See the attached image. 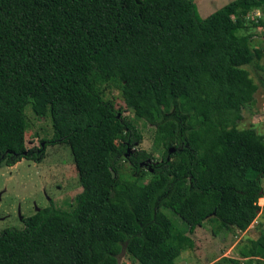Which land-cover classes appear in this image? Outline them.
Instances as JSON below:
<instances>
[{
    "label": "trees",
    "instance_id": "1",
    "mask_svg": "<svg viewBox=\"0 0 264 264\" xmlns=\"http://www.w3.org/2000/svg\"><path fill=\"white\" fill-rule=\"evenodd\" d=\"M262 4L231 0L198 17L190 0H0V165L38 163L47 146L64 144L81 187L68 210L50 201L21 229H1L0 264H116L122 243L139 264H174L191 240L160 207L189 233L211 214L220 228L244 230L258 210L264 140L237 130L230 109L256 88L241 67L258 58L242 14ZM103 83L118 86L135 117L162 127L145 183L136 177L144 150L127 156L133 178L119 176L140 133ZM26 106L51 126L29 147ZM254 248L264 252V224L240 254Z\"/></svg>",
    "mask_w": 264,
    "mask_h": 264
},
{
    "label": "rangeland",
    "instance_id": "2",
    "mask_svg": "<svg viewBox=\"0 0 264 264\" xmlns=\"http://www.w3.org/2000/svg\"><path fill=\"white\" fill-rule=\"evenodd\" d=\"M196 9L198 17H205L217 8L231 0H190ZM242 19L245 32L250 33L249 49L258 58L250 64L241 67L247 71L248 77L256 85L249 102L242 106L231 107L230 113L237 130L252 128L261 134L264 140V27L258 21L264 22V4L249 8ZM256 64L257 66H255ZM104 97L113 102L122 115L129 118L138 132L137 139L124 155L119 158V176L121 179L133 178L132 167L127 156L135 150H144L150 156L138 163L140 175L138 183H145L151 177L150 164L158 162L163 149L161 142L155 143V134L162 131L161 125L150 124L144 119L134 116L133 111L126 107L119 88L114 83L101 84ZM27 127L24 132L25 146L36 145L40 138L50 134V119L47 113L42 116L34 115L29 106L24 108ZM173 150V146L169 148ZM261 195L256 204L258 210L250 224L239 230L233 225L220 228L214 215L203 219L191 233L188 225L165 207L160 210L172 221L176 229L188 236L191 245L179 251L174 264H231L228 259H234L238 264L247 261H260L264 264V252L254 248L249 255L247 252L249 240H255L261 226L264 224V177L261 179ZM81 190L74 162L69 148L64 144L47 146L44 158L38 162L21 159L12 166L0 165V230L5 227L21 229V218L29 216L39 208L47 206L51 201L54 207L68 210L74 204V197ZM116 264H139L125 250V243L116 254Z\"/></svg>",
    "mask_w": 264,
    "mask_h": 264
}]
</instances>
